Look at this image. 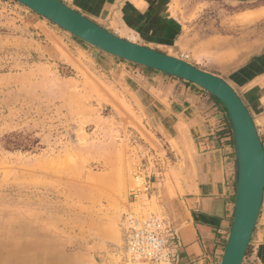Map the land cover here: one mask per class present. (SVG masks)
Instances as JSON below:
<instances>
[{"label":"rangeland","instance_id":"374dc122","mask_svg":"<svg viewBox=\"0 0 264 264\" xmlns=\"http://www.w3.org/2000/svg\"><path fill=\"white\" fill-rule=\"evenodd\" d=\"M65 3L122 38L222 77L249 104L264 134L258 82L264 73V0ZM119 60L14 0H0L2 264H19L24 246L37 244L51 258L69 259L61 264H127L120 255L121 224L130 205L138 202L136 211L147 215L164 213L171 101L190 92L186 86L191 95H213ZM129 70L170 83L150 80L146 90L128 77ZM143 169L152 190L134 204L135 175Z\"/></svg>","mask_w":264,"mask_h":264},{"label":"crops","instance_id":"0c3cea01","mask_svg":"<svg viewBox=\"0 0 264 264\" xmlns=\"http://www.w3.org/2000/svg\"><path fill=\"white\" fill-rule=\"evenodd\" d=\"M97 51L115 62L119 60ZM115 62L112 64L117 68L123 66L127 70L126 65ZM126 72L144 89L150 80L170 83L158 74L142 76L135 71L133 74L131 70ZM258 82L262 100L264 73H260ZM174 84L176 87L178 82ZM186 89L190 92L184 90L175 95L169 111L170 184L169 190H165L162 215L179 231V264H221L236 201L237 168L232 126L226 108L218 100L195 90L191 95L193 91L187 86ZM186 93L191 98L186 97ZM245 104L251 111L246 101ZM259 118L262 120L264 114L260 113ZM257 130L264 146V134L261 129ZM246 264H264V197Z\"/></svg>","mask_w":264,"mask_h":264},{"label":"water","instance_id":"95a60500","mask_svg":"<svg viewBox=\"0 0 264 264\" xmlns=\"http://www.w3.org/2000/svg\"><path fill=\"white\" fill-rule=\"evenodd\" d=\"M14 1L97 50L188 81L224 105L232 126L237 182L234 219L221 264H246L264 197V146L251 112L235 88L218 75L106 30L63 0Z\"/></svg>","mask_w":264,"mask_h":264},{"label":"built area","instance_id":"2783aa9c","mask_svg":"<svg viewBox=\"0 0 264 264\" xmlns=\"http://www.w3.org/2000/svg\"><path fill=\"white\" fill-rule=\"evenodd\" d=\"M135 181L137 186L131 192L134 204L140 201L142 195L148 197L152 190L147 169L140 170L135 175ZM124 219L120 255L125 263L179 264V231L164 215L151 214L144 218L141 213L130 210Z\"/></svg>","mask_w":264,"mask_h":264},{"label":"bare ground","instance_id":"6f19581e","mask_svg":"<svg viewBox=\"0 0 264 264\" xmlns=\"http://www.w3.org/2000/svg\"><path fill=\"white\" fill-rule=\"evenodd\" d=\"M16 2V1H15ZM151 198H149L148 200H150ZM137 208H138V202H137V204H135V205H130V207H129V209L127 210V212L124 214V217H125V215L127 214V213H129V211L130 210H132V211H135V212H137L136 210H137ZM137 213H139V212H137ZM141 213V216H143L144 218H147V217H149V216H151V214H144V213H142V212H140ZM136 215H138V214H136ZM139 216V215H138ZM124 217H123V221H122V224H121V227L123 226V223H124ZM124 240H123V237H122V242H123ZM42 245L43 244H37V246H41L42 247ZM24 246V245H23ZM31 246H33V244H31ZM37 246H33V247H35V249L34 248H31L29 245H25L24 246V250H23V252L21 253V254H17L19 257H20V260H19V264H40V263H42V260H43V262L45 263V264H55V260H59V261H57V264H61L62 263V261L63 262H66L67 260H69L68 258H66V257H64L63 255H61V254H59L57 257H52L51 258V254L47 251V250H40V249H37V248H39V247H37ZM37 249V250H36ZM34 251L33 252V254L34 255H32L30 252L31 251ZM40 253L42 254V255H40ZM28 256H34L33 257V259L31 260V261H29L28 260ZM42 258V259H41ZM6 262V260H2L0 263L2 264V263H5Z\"/></svg>","mask_w":264,"mask_h":264},{"label":"trees","instance_id":"16d2710c","mask_svg":"<svg viewBox=\"0 0 264 264\" xmlns=\"http://www.w3.org/2000/svg\"><path fill=\"white\" fill-rule=\"evenodd\" d=\"M147 71H148V72H153L154 70H152V69H148ZM213 97H214V96H213ZM215 99H216V98H215Z\"/></svg>","mask_w":264,"mask_h":264}]
</instances>
